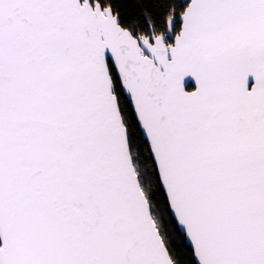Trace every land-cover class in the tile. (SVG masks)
Returning a JSON list of instances; mask_svg holds the SVG:
<instances>
[{
    "label": "snow or ice",
    "instance_id": "obj_1",
    "mask_svg": "<svg viewBox=\"0 0 264 264\" xmlns=\"http://www.w3.org/2000/svg\"><path fill=\"white\" fill-rule=\"evenodd\" d=\"M0 264H264V0H0Z\"/></svg>",
    "mask_w": 264,
    "mask_h": 264
},
{
    "label": "water",
    "instance_id": "obj_2",
    "mask_svg": "<svg viewBox=\"0 0 264 264\" xmlns=\"http://www.w3.org/2000/svg\"><path fill=\"white\" fill-rule=\"evenodd\" d=\"M193 82L191 81V79H188L187 81H186V84H188V85H191Z\"/></svg>",
    "mask_w": 264,
    "mask_h": 264
}]
</instances>
